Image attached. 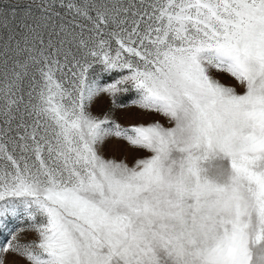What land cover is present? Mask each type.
<instances>
[{"label": "snow or ice", "instance_id": "obj_1", "mask_svg": "<svg viewBox=\"0 0 264 264\" xmlns=\"http://www.w3.org/2000/svg\"><path fill=\"white\" fill-rule=\"evenodd\" d=\"M0 237V264H264V0H0Z\"/></svg>", "mask_w": 264, "mask_h": 264}, {"label": "rangeland", "instance_id": "obj_2", "mask_svg": "<svg viewBox=\"0 0 264 264\" xmlns=\"http://www.w3.org/2000/svg\"><path fill=\"white\" fill-rule=\"evenodd\" d=\"M223 82L225 84H229V85H234L236 83L233 79H230L227 76L223 77ZM237 90L238 91H243V89H240V88H238ZM121 119L124 120V121H127L128 117L126 116V114L121 113ZM161 122L164 123L165 126H170L168 121L163 119V118H161ZM110 152L113 155H115V156H120L121 155L120 151L115 149V148H110ZM2 239H3V237H0V240H2Z\"/></svg>", "mask_w": 264, "mask_h": 264}]
</instances>
